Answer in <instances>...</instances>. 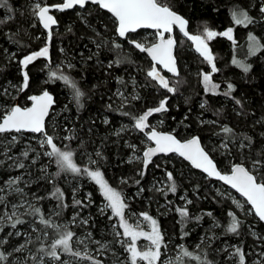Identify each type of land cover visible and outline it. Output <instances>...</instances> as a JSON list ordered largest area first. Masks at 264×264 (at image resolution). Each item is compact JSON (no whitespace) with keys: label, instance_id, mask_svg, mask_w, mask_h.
<instances>
[{"label":"trees","instance_id":"1","mask_svg":"<svg viewBox=\"0 0 264 264\" xmlns=\"http://www.w3.org/2000/svg\"><path fill=\"white\" fill-rule=\"evenodd\" d=\"M9 2L16 9V16L9 23L0 25V53L7 48L9 52H17V59H19L28 52L38 50L43 46L44 33L39 26L37 28L31 27L32 18L28 14V8L32 0H9ZM45 2L52 4L59 2V0H45ZM169 2L174 6V10L188 19L190 31L193 33L202 31L205 24L218 32H222L228 27H234V37L237 41L235 48L232 42L225 37L217 36L210 41V48L216 56L217 67L221 70L214 75L213 79L221 84L222 91L226 88V82L234 83L237 90L233 95L242 98L247 111L254 113V115H249L246 118L237 117L233 111L236 107L233 101L222 95L204 96L197 73L201 69L209 71V67L201 63L199 56L189 49L191 46L189 42L177 38L181 78L186 83L180 88V92L169 100L170 111L164 113L161 131L172 132L175 130L178 138L199 135L206 148L212 149L214 145H218L219 137L212 134V126L201 127L198 119H219L220 123L234 127L237 132L252 136L254 139L253 151L264 148V137L260 136V133L264 132V128L259 124L253 126V121L264 116V52L254 57L246 56L249 32H253L264 42V21L244 28L234 26L229 15V10L234 5H239L248 9L250 15L259 20L258 5L262 0H169ZM88 11L91 12V15H88V12L83 9L80 11L79 8L58 14L59 27L54 33L50 46L52 67L55 68L60 64L65 65L63 68L65 74L74 79L77 86L85 93L82 98L84 106L80 108L75 104L71 89L65 87L63 82L44 83L47 79L48 70L41 71V69L44 68L45 60H37L29 66L31 80L27 91L20 93L15 101H10L7 97H0V99L9 103H19L22 106L28 105L30 102L27 100V96L39 94L42 89L47 88L56 98V105L53 109L56 111L48 120V124H50L47 125L48 130L46 129V131L56 137V143L59 147L63 148L64 145H68L76 153L74 159L77 162H80V156L88 160L89 155L98 160L95 166L102 171L109 183L126 198L130 206L128 214L138 215L147 211L158 220L165 239L168 241V248L167 250L163 249V251L171 253L173 262L178 255L176 253L180 252L178 246L184 245L189 251L202 256L207 252L208 259L213 260L214 264H234V260L228 258V253L217 251V249H223L225 246H229V250H231L230 246L234 245L244 248L247 253V264H254L259 258L257 253L264 251V243L253 237L251 231L264 236V223L259 222L251 215L246 216L244 212L236 208L231 199L217 195L218 189L226 192L227 187L215 180L205 179L202 173L194 170L187 162L174 155L154 160V163L148 166L143 178L139 175L142 168L141 162L133 160L131 163L129 162L133 151L128 145L135 144L137 148L143 150L144 138L141 134L134 133L133 130L121 132L119 136L115 135L122 127L133 123L130 116H123L120 113L127 111L133 115H139L147 108L156 106L166 93L160 89L143 86L145 84V71L150 66V60L145 54L133 49L125 40L115 36V25L110 14L91 5L88 6ZM21 12L24 15H20ZM77 13L86 16L89 24L83 23ZM3 15L4 10L0 9V17ZM69 27L72 29L71 32L67 31ZM96 31H99L102 37L109 42L116 40L121 43L122 48L119 50L121 55L127 54L133 62L108 68V63L117 58L116 53L105 46L99 50L98 56L93 55L97 52L96 46L92 43V39L96 38ZM143 32L132 34V37L138 38ZM12 34H15V39L24 45L22 49L8 40L7 36ZM37 35L41 36L40 40L35 39ZM61 48L64 49L63 52L60 51ZM90 55H93L92 60L87 59ZM233 55H236L238 59H246L247 62L253 63L252 71L248 76H245L239 68L231 64ZM97 59L102 63H97ZM8 61L9 57L6 54H0V68H3V71L0 72V86L3 87H8L9 81L18 84L22 79L17 64ZM68 63L75 65V67L67 68ZM117 77L124 79L126 87L117 83ZM133 78L136 82L135 89L132 83ZM118 88L128 96L129 103L127 106L122 107L121 99L116 95ZM134 93H138L141 99L131 100ZM202 99L208 100L209 107L201 115L202 110L199 108V104ZM109 104L112 105L111 109L107 107ZM189 108H191V112L188 111ZM216 109H222V116L213 115ZM185 115L188 116L186 121L184 120ZM105 119L109 123L105 124ZM184 125H190V127ZM215 130L219 131V127L216 126ZM24 135L27 136L21 137V143L15 149L16 153H19L27 145L26 143L31 144L37 151H43L35 141L28 140L30 134L25 133ZM66 135L75 136L76 139L65 140ZM97 150L102 153L103 159L95 156ZM236 151L235 148L232 151V159L234 160ZM211 155L220 169L226 170L229 163L228 159L220 152H211ZM25 163L30 164V161H25ZM157 164L160 167H156ZM45 165L47 168L50 167L47 169L49 175L57 171L55 163L41 155L37 164L27 169L31 175H26L25 180L33 182L30 187L25 188V191L30 196L35 193L46 197L39 202V205L47 214L53 211L57 202L47 198L53 189V185L42 177L41 168ZM169 171L174 175L178 190L176 194L168 193L165 197L162 192L155 190L158 188L155 183L160 179H167L166 172ZM24 172L23 169L11 170L6 163L0 167V186L10 175L17 176ZM69 178L73 177L70 174H61L55 179L56 186L64 191L65 202L69 205L57 222L68 223L71 217L79 212L81 218L88 220V224H80L77 227L71 225L72 231L77 235H86L91 232L93 239L102 243L110 242L113 239L111 226L114 221L108 219L109 214H101L99 211L104 200L97 185L93 182L86 183L83 181V185L79 186L78 180H69ZM137 180L140 181L139 184L136 183ZM122 181H127V183ZM21 186L23 187V184ZM141 188L144 189L143 192L139 191ZM74 189L75 199L84 200L85 204L88 203L85 199L87 194L91 193L92 203L90 206L85 208L72 206ZM181 196L193 201L191 205H188L191 216H203V219L198 223L193 219L186 225H181L178 223V214L175 211L166 210L167 208L183 206L184 201L180 199ZM9 199L12 198L9 197ZM167 201H171L172 204L168 205ZM162 205L164 207H161ZM228 211L236 212L244 222L240 236L231 235L224 231L230 220L227 216ZM2 212L3 206L0 205V213ZM207 212H211L212 216L205 215ZM214 222L220 226L214 227ZM18 228L24 232L30 231L28 225L18 226ZM9 231L13 230L5 227V231L0 233V237L5 236ZM48 231L51 232L50 229ZM183 232H188L189 235L183 236ZM36 235L38 233H33V240H35ZM205 237L214 238L209 240ZM53 238L54 235H50L45 242L50 244ZM202 238L205 239L202 240ZM26 239L27 237H8L9 243L4 247L11 251L13 247L24 243ZM197 244L200 245L199 249L196 248ZM28 247L35 251L34 245L30 244ZM91 247L96 249L97 245L91 244ZM111 247L113 249L111 252L115 251L116 255L122 253L119 245H111ZM104 254L107 257L112 255L110 251H105ZM24 255H27V250L25 253L14 254L13 258L23 259ZM108 258L100 259L106 264ZM185 264H197V262L185 258Z\"/></svg>","mask_w":264,"mask_h":264},{"label":"snow or ice","instance_id":"2","mask_svg":"<svg viewBox=\"0 0 264 264\" xmlns=\"http://www.w3.org/2000/svg\"><path fill=\"white\" fill-rule=\"evenodd\" d=\"M93 5L99 10H103L110 14L115 25L114 31L117 38L125 40L133 49L140 53H145L150 58V66L145 71V87H152L154 89L163 90L166 94L158 104L154 107L147 108L139 115H133L130 112L124 111L120 114L123 116H130L132 119V130L143 133L146 138L145 142L148 144L143 149L142 156L130 158L131 163L133 159L140 160L142 168L139 175L141 178L146 174V170L150 164H153V157L160 154L165 156L175 154L177 157L187 161L193 169L199 170L204 174L207 180H216L227 185L228 188L235 190L244 202L234 199L230 193L217 190V195L222 198L231 199L236 208L244 212V214L251 215L259 222L264 223V148L259 151H253L254 139L246 133H239L234 127L228 124H222L219 119H198L201 127L212 126V134L219 137L218 145H214L212 149H207L202 143L199 135H191L184 138H178L175 130L172 132H160L155 126L150 124L149 118L155 114H163L170 111L169 100L180 92V88L186 81L181 78V72L178 66V41L174 36L176 29L191 42V45L201 59V63L209 67V71L201 69L197 76L199 84L202 86L204 96H224L233 101L236 106L233 111L237 117H248L254 115L249 113L245 107L242 98H238L233 94L236 92V85L232 82H226V88L221 91V84L214 81L213 77L221 70L217 67L216 56L209 47V42L217 36L225 37L231 41L234 48L237 41L234 37V27H228L222 32H218L209 28L206 24L202 31L195 34L188 29L189 21L174 10V6L169 0H59V2L48 4L45 0H32L28 8V14L32 18L31 27L43 30L44 40L43 46L38 50L30 51L17 59V52H9L7 48L2 50L0 54H6L9 57V63L15 62L17 64L21 81L18 84L8 82V87L0 86V97H7L10 101H15L20 93H24L30 87L29 66L33 65L37 60L44 59L46 61L44 68L47 69V79L45 84L63 82V85L71 89L72 99L75 104L82 108V98L85 93L77 86V82L69 75L65 74L63 68L65 65L60 64L55 68L52 67V58L50 55V46L54 38L53 28L58 25V20L52 13L65 12L71 9H83L91 15L88 11V6ZM0 9L4 10V15L0 17V25H5L15 19L16 9L10 4L9 0H0ZM258 12L260 19L250 15L248 9L239 5H234L229 10L231 22L234 26H242L248 28L249 25H254L260 21H264V0L258 5ZM24 15V13H20ZM83 23L89 24L87 17L81 13H77ZM90 26V25H89ZM141 29L153 30V42L144 43L132 37V34L137 33ZM68 32L72 29L69 27ZM95 37L92 43L96 46L97 52L93 55L98 56L99 50L108 46L110 51L116 53V59L108 63L107 67H119L123 63H132L127 54L123 56L120 53L122 48L121 43L116 40L111 42L105 40L99 31L95 32ZM8 40L18 45L21 49L24 45L20 44L19 40L15 39V34L8 35ZM99 38V39H97ZM35 39L40 40L41 36L37 35ZM64 51L63 48L60 49ZM264 52V42L262 38L257 37L253 32L247 35V57L258 56ZM93 55L87 57L88 60L93 59ZM97 63H102L97 59ZM231 64L239 68L245 76L251 73L253 63L247 62L246 59H238L233 55ZM67 68L72 69L75 65L68 63ZM3 68H0V72ZM165 73L171 74L170 76ZM117 83L125 85L126 83L122 77H117ZM133 88L136 87L135 79L133 78ZM116 95L121 99L122 107L129 103L128 96L124 91L117 89ZM141 97L138 93L131 96V100H139ZM30 102L28 105H21L15 102H6L0 99V167L6 163L11 170H25L24 173L17 176H9L2 182L0 186V205L3 206V212L0 213V233L5 231V227L12 229L5 236L0 237V264H104V261L98 256H94L89 248L90 244L97 245L95 251L103 256L105 251H112L111 245H119L124 254V258H117L116 264H185V258L197 262V264H214V261L208 259L207 252L202 255L189 251L184 245H179L180 252L177 255L175 262L162 261L164 252L167 250L168 241L161 229V226L156 218L150 215L147 211L138 214L135 223L129 222L128 210L130 208L126 198L116 188L110 186L108 181L104 178L103 173L98 167H91L97 165L98 160L93 159L91 155L88 156V163L84 166H79L75 162L76 153L68 146L59 147L55 142V138L49 135L46 131V119L53 109L55 100L47 88L40 91L39 94L27 96ZM111 109L112 105L107 106ZM209 102L202 99L199 108L207 111ZM191 112V108L188 109ZM222 109H216L214 116H222ZM173 119H175L173 117ZM188 116H184L186 121ZM105 124L109 123L107 119ZM163 123V121H160ZM183 123V121H181ZM259 124L264 128V116L259 120L253 121V126ZM190 127V125H184ZM219 127V131L215 127ZM128 126L122 127L115 135L119 136L121 132L128 131ZM25 133L40 134L42 139L39 140L40 149H47L38 152L31 144L26 145L19 152L18 155L12 154V149L21 143V137ZM264 137V132L260 133ZM65 140L72 141L76 139L75 136L66 135ZM128 147L135 154L137 146L129 144ZM236 149V158L232 159V151ZM247 150V151H246ZM211 152H220L228 159L229 163L226 170H221L216 160L211 155ZM35 153V155H32ZM41 155L49 158L54 162L57 171L51 175L47 173V165L41 168L42 177L48 183L53 185L52 191L48 195V199H54L57 203L51 213H45L39 202L46 197L31 194L25 191V188L30 187L33 181L25 180V176H30L31 173L27 169L36 165ZM97 158L103 159L102 153L95 151ZM238 160V162H236ZM10 161V163H8ZM25 161H30L26 164ZM156 167H160L159 164ZM61 174H71L73 178L86 177L98 186V190L103 197L104 205L99 209L101 214H107L112 223V237L113 239L108 243H102L92 237V233L88 232L85 236L77 237V234L71 230V225L77 223L80 213H75L68 223H58L57 220L62 216L63 211L69 207L65 202L64 191L56 186L55 179ZM167 185L166 190L163 187L155 188L156 191L162 192L166 197L168 193H177V184L172 172H166ZM127 183V181H122ZM140 183L139 180L136 181ZM23 184V187L21 186ZM199 186L197 185V188ZM143 192L144 189L139 190ZM139 194V193H138ZM11 197L12 199H9ZM84 200L75 199V189L73 192V207L85 208L90 206L91 193H88ZM180 199L184 201L183 206H176L174 208H167V211H175L178 214V223L186 225L189 221L195 220L197 223L203 219V216H191L188 205L193 201L181 196ZM15 201V202H13ZM171 205V201L166 202ZM245 204L250 206L245 209ZM161 207H164L162 205ZM205 215L211 217L212 213L207 212ZM227 216L230 218L224 231L228 234L240 236L243 220H241L237 213L228 211ZM56 217V219H53ZM81 225H87L88 220L80 218ZM28 225L30 231L23 232L18 226ZM214 227L220 225L216 222ZM254 227V226H252ZM147 228V230H145ZM51 230L49 232L48 230ZM33 233H38L35 240L32 239ZM50 235H54L51 243L45 241ZM183 236L189 235L188 232H183ZM251 235L258 241L264 243V236L259 235L255 231H251ZM8 237H27L24 243L19 244L9 251L4 246L9 243ZM206 239H213L214 237H205ZM205 238H202L205 239ZM82 247H74V242ZM143 240L146 243L140 244ZM35 246V251L30 249L29 245ZM225 246L223 249L217 251L228 253V258L234 260V264H247V253L241 246ZM196 248H200L197 244ZM23 259L19 257L13 258L14 254L25 253ZM72 259H63L64 256ZM113 255H116L113 251ZM258 259L254 264H264V251L257 253Z\"/></svg>","mask_w":264,"mask_h":264},{"label":"rangeland","instance_id":"3","mask_svg":"<svg viewBox=\"0 0 264 264\" xmlns=\"http://www.w3.org/2000/svg\"><path fill=\"white\" fill-rule=\"evenodd\" d=\"M80 11L82 10V9H79ZM56 30H58V28H56V29H53V32L55 33V31ZM176 38H179V39H181V40H186L187 41V39L186 38H184L183 36H182V34L181 33H179L178 31H176ZM135 39H137L138 41H141V42H144V43H150V42H153V32L152 31H144L143 32V34L141 35V36H139L138 38H135ZM187 42H189V41H187ZM190 43V42H189ZM190 45H191V43H190ZM209 46H210V42H209ZM211 47V46H210ZM51 48V47H50ZM190 50H192L193 52H195L194 51V49H193V47H192V45L190 46V48H189ZM51 55V54H50ZM39 60H44V59H39ZM178 64H179V62H178ZM149 68V66L147 67V69ZM179 69H180V64H179ZM165 75H167V76H170L169 74H167V73H165ZM222 91V90H221ZM56 111V110H55ZM55 111H53L52 112V114H51V116H53L54 114H55ZM50 116V118H52ZM163 116H164V113L163 114H155L153 117H150L149 118V122H150V124H152L153 126H155L156 128H157V130L158 131H161V129H162V125H163V123H160V121H163L162 120V118H163ZM49 118V119H50ZM50 124V123H49ZM49 124H47L48 126H49ZM128 129L129 130H132V125H129L128 126ZM48 130V129H47ZM134 131V130H133ZM134 133H138V134H141L143 137L142 138H144L145 140H146V138L144 137V135H143V133H139V132H137V131H134ZM49 134V133H48ZM31 136H28V137H30V138H28V140H32V141H35L36 143H37V145L39 146V140L40 139H42V137L40 136V135H35V134H30ZM49 135H52V134H49ZM24 136H27V135H24L23 134V136L22 137H24ZM54 138H55V142H56V137L54 136V135H52ZM143 139V143H144V148L145 147H147L148 146V144L145 142V140ZM27 145H28V143H26ZM34 148V147H33ZM15 149H16V147L15 148H13L12 149V154H15V155H18L19 153H16V151H15ZM43 151H45V150H47V149H42ZM137 152L134 154H132V157L134 156V155H136V156H142V152H143V150H140L139 148H137ZM39 151V150H38ZM39 152H41V150L39 151ZM45 157V156H44ZM47 158V157H46ZM47 159H49V158H47ZM133 161H137V162H139L140 160H136V159H133ZM10 162V161H9ZM75 162L79 165V166H84V165H86L87 163H88V160L87 159H83L82 158V156H80V162H77L76 160H75ZM48 163V162H47ZM91 167H96L95 165L94 166H91ZM50 168V167H49ZM49 168H47V169H49ZM101 171V170H100ZM102 172V171H101ZM71 175V174H70ZM104 175V174H103ZM104 178H105V176H104ZM106 179V178H105ZM69 180H78V185L79 186H82L83 184H82V182L84 181V182H86V183H89V182H92L91 180H89V179H87L86 177H80V178H69ZM107 180V179H106ZM108 181V180H107ZM94 183V182H93ZM108 183H109V181H108ZM167 183H168V181H167V179L165 178H163V179H160L158 182H156L155 184H156V186L158 187V188H160V187H163V188H165L166 189V185H167ZM110 184V183H109ZM110 186H112V187H114L112 184H110ZM98 187V186H97ZM114 188H116V187H114ZM117 189V188H116ZM118 190V189H117ZM230 190V191H229ZM119 191V190H118ZM27 192V191H26ZM226 192H228V193H230V195H231V197L232 198H234V199H237V200H239V201H241L242 203L244 202V199L241 197V196H239L238 194H236L233 190H231V189H229L228 188V190H226ZM29 198H31V196L29 195ZM104 203L105 202H103L102 204H101V206H100V208L101 207H103V205H104ZM248 207H250V206H248V205H246L245 204V209H247ZM107 214H110V211L107 213ZM129 215V222L130 223H135V221H136V219H137V217H138V215H133V214H131V213H129L128 214ZM80 218L81 217H79L78 219H77V223L74 225V226H79L80 225ZM145 230H147V228H145ZM21 231H23L24 232V230H21ZM82 236H85V235H83V234H78L77 235V237H82ZM140 244H144V243H146L145 241H143V240H141L140 242H139ZM73 244H74V247H82V246H80V245H78V244H76L75 243V240H74V242H73ZM89 248H90V250L92 251V254L94 255V256H98V258H104V259H106V258H108L107 257V255H103V256H100L96 251H95V249L93 248V247H91V244L89 245ZM162 252H164V255L162 256V261H169V260H173V257H172V255H171V253H169V252H165V251H163V249H162ZM110 253H112V255H110V257L108 258V263H106V264H116V262H117V258L119 257L120 259H123L124 258V254H122V253H119L118 255H113V252H111L110 251ZM177 254H179V253H176V255ZM63 259H72L71 257H68V256H64L63 257ZM84 264H87V262H84Z\"/></svg>","mask_w":264,"mask_h":264},{"label":"water","instance_id":"4","mask_svg":"<svg viewBox=\"0 0 264 264\" xmlns=\"http://www.w3.org/2000/svg\"><path fill=\"white\" fill-rule=\"evenodd\" d=\"M90 6V5H89ZM91 6H93V5H91ZM71 10H74V9H71ZM71 10H66L65 12H67V11H71ZM103 11V10H102ZM55 12V11H54ZM54 12L52 13L53 15H55L54 14ZM105 12V11H104ZM58 20V19H57ZM188 20V19H187ZM59 27V23H58V25H56V26H54V28L53 29H56V28H58ZM188 29H189V31H190V28H189V26H188ZM140 31H152L153 32V30H151V29H141V30H138V32H140ZM176 31H178L179 32V30L178 29H176L175 30V32H174V36H175V38H176ZM137 32V33H138ZM191 32V31H190ZM180 33V32H179ZM191 33H193V32H191ZM134 34H136V33H134ZM193 34H195V33H193ZM183 36V35H182ZM185 38V37H184ZM177 39V38H176ZM123 40V39H122ZM190 42V41H189ZM191 43V42H190ZM177 46H178V44H177ZM210 47V46H209ZM142 54H145V53H142ZM197 54V53H196ZM146 55V54H145ZM198 55V54H197ZM147 56V55H146ZM148 59L150 60V58L148 57ZM178 66H179V64H178ZM168 74V73H167ZM169 75H171V74H169ZM50 94H52V93H50ZM53 95V94H52ZM53 97H54V100H55V104H54V106H53V109H54V107H55V105H56V98H55V96L53 95ZM53 109L50 111V115H49V117L46 119V129H47V124H48V120H49V118H50V116H51V114H52V112H53ZM160 132H162V131H160ZM27 134H33V133H27ZM35 135H40V134H35ZM176 156L175 154H169V155H167V156H165V155H163V154H160V155H158V156H156V157H153V161L154 160H156L157 158H160V157H169V156ZM182 159V158H181ZM183 160V159H182ZM185 162H187V161H185ZM188 163V162H187ZM194 170H196V171H199V170H197V169H194ZM200 172V171H199ZM201 173V172H200ZM203 174V173H202ZM204 175V174H203ZM216 181V180H215ZM217 182H219V181H217ZM219 183H221L222 184V182H219ZM223 185V184H222ZM225 187H227L228 188V186L227 185H224ZM230 189V188H229ZM232 190V189H231ZM234 192H235V190H233ZM236 193V192H235ZM236 194H238L239 195V193H236ZM240 196V195H239ZM243 198V197H242ZM244 199V198H243Z\"/></svg>","mask_w":264,"mask_h":264},{"label":"flooded vegetation","instance_id":"5","mask_svg":"<svg viewBox=\"0 0 264 264\" xmlns=\"http://www.w3.org/2000/svg\"><path fill=\"white\" fill-rule=\"evenodd\" d=\"M61 12H54V14H55V16H56V18L58 19V14H60ZM62 13H64V12H62ZM58 22H59V20H58Z\"/></svg>","mask_w":264,"mask_h":264}]
</instances>
